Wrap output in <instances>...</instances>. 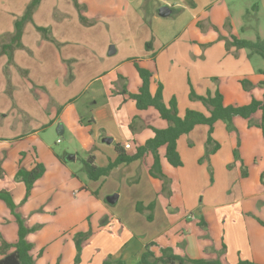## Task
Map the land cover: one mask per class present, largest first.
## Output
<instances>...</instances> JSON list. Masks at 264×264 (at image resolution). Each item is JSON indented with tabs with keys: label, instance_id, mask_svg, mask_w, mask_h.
I'll return each instance as SVG.
<instances>
[{
	"label": "crops",
	"instance_id": "0c3cea01",
	"mask_svg": "<svg viewBox=\"0 0 264 264\" xmlns=\"http://www.w3.org/2000/svg\"><path fill=\"white\" fill-rule=\"evenodd\" d=\"M44 1L40 2L31 21L38 32L40 30L36 26L47 28L46 32L40 31L44 34L41 41L42 46L47 47L49 45L47 40L54 42L58 47L67 44L64 43V38L71 35L72 26L70 24L65 22L56 24L54 22L56 27L51 29L52 26H46L45 23L37 21V13ZM145 1L147 0H136L140 7V14L142 6H145ZM188 1L160 0L159 7H156L155 2H151L152 4L148 2V6L152 5V22L151 38L147 43L153 39L152 47L156 48V45L159 47L152 51L153 53H148L146 59L133 57L118 64L115 63L102 75L87 83L84 88L85 91L92 88L95 80L101 82L102 86L94 88L92 109L85 117L88 119L87 123H85L86 119H81L79 125L73 129V135L81 145L85 155L79 151H76L74 155L67 156V158L56 154L54 160H51L50 168L45 159V152L41 154L37 149L32 151L30 147L26 149L21 147V142L27 139L28 134L15 137V140L0 139V190H7L12 194L15 204L18 206L17 212L21 214L28 227L41 226L40 230L36 233L32 232L28 236V240L34 245L32 254L37 264H43L42 261H45L48 255L52 258L62 253L63 246L69 241V238L74 239L69 231H80V229L86 231L89 228L87 226L89 223H92L93 231L98 226L96 229L98 231L83 244L82 264L92 261V256H95L96 250L90 249L95 238H98V241L101 239V243L107 242L103 247L107 248L106 254H110L112 264H140V260L147 249L152 250L156 256H161L164 248H170L173 253L184 257L220 260L223 264H237L240 260L264 264V157L254 171L248 170L244 163L241 164L238 161L233 168L227 165L221 166L220 169L216 167L215 174L217 175L219 172L220 182L216 183L215 180L213 186L208 188L207 197L204 194L202 201L197 200V197L202 194V185L206 180L208 170L203 164L196 161V157L203 154V147L208 139L209 125L199 124L191 132L178 138L177 150L183 160L182 166H173L166 158L167 147L165 145L159 147L161 170L165 176L170 177L168 178V189L165 190L168 198H161L163 195H159L160 190H162V181L151 174L154 155L150 152L129 163L114 165L108 175H104L98 180L90 179L83 167L82 171L86 176H78L76 171L67 163V161H74L77 158L83 162L85 159L93 157L94 164L107 167L115 162L118 157L117 145H120L127 155H134L139 147L155 135L154 127L165 129L169 126V122L161 117L156 108L139 109L136 101L130 97L129 93L139 92L143 82L136 62L153 73L150 85L153 94L161 82L164 86L163 99L165 103L168 104L173 97H176L181 117L185 116L189 108L207 113L203 103L190 98L191 88L196 89L195 91L199 95L206 94L208 91L219 90L224 95L226 104L245 105L249 104L253 97L256 99L263 98L264 68L253 65L254 54L249 56L250 51L248 49L235 46L227 48L226 43V39H231L232 36L252 40L258 36L264 38V24L261 22L264 18V12L259 8L260 5L256 4L253 7V12L257 11L255 15L257 21L251 23V20L249 22V28L255 32L250 35V32L246 33L248 25L243 21H238L242 18L238 13L237 6L235 5L232 11V5L228 0L226 2L191 0L193 5L188 4ZM76 2L78 7L88 9L86 2L82 0H76ZM164 5L171 8L176 19L170 20V22L161 18L163 16L159 14V8ZM80 16L83 19L85 17L84 14V17L81 14ZM250 17V15L247 16V19ZM45 18L49 17L42 16L41 20L43 21ZM174 24L176 26H173ZM90 26L93 25L90 24L88 27ZM82 29L89 31L86 27ZM47 34H51L52 38H49ZM24 37L23 32L21 37L23 47L34 53L33 49L25 43ZM113 47L109 55L117 53V49L115 46ZM53 51L57 63L65 67L63 63L69 54L63 56V62H61L60 53L56 49ZM18 53L15 51L13 55L11 61L13 64L21 63L18 61ZM20 56L22 57V54ZM6 61L7 57H0V68L4 67L1 65L6 64ZM130 64H133V70L125 68ZM121 68L124 70L118 73L117 77H113ZM178 69L180 72H184V69L187 70L186 84L183 77L177 76ZM261 73L263 76H259ZM64 76L67 77V73L62 74L61 78ZM73 76V79L66 84L67 88H63L65 98H68L70 92L74 90L76 75ZM193 76L197 81H211L216 78L218 84L215 85L211 81L208 89L199 91L198 87H194ZM110 77H112L111 83L113 85L110 84ZM256 78L258 79L257 84L262 85L259 88L263 89L261 93L254 94L253 90L249 89L250 91H248L244 88L241 80L248 79L253 83L252 87L254 88L257 85ZM35 80L42 83L41 79ZM10 83H14L13 77H11ZM6 84L4 77L0 74V91L5 90ZM42 84L48 91L49 87L45 86V83ZM108 87L111 89L109 90ZM19 90L21 91L22 88L19 87ZM124 90L127 93H124ZM99 96H103V98L97 99ZM28 98L33 100L31 95ZM74 98L62 99L61 102L65 103L61 107V104L59 105L57 114L60 115L72 106L71 103L76 102L74 101L76 98ZM11 99L13 97H10ZM36 100L41 101L42 98ZM52 100L58 99L54 97ZM74 104L72 107L75 108ZM9 108H11L10 102L4 110H9ZM24 108L25 106L21 107V111L24 112L25 117L31 118L32 116L28 115ZM58 115L51 123H43L39 126L35 122L33 132L37 133L39 130L54 125L59 119ZM255 117L264 126L263 112H256ZM134 119L137 121L133 122ZM25 121L29 122V119L26 120L25 118ZM221 121L223 120L217 121L214 125L212 135L214 139L217 138V126ZM26 122L24 123L26 124ZM19 123L20 121L15 124L16 128ZM65 128L66 126L64 127L62 124L58 126L59 135L64 134ZM197 131L199 132L197 133ZM257 133L259 146L264 148L263 128H258ZM104 138H111V143L104 142ZM15 143L19 144L18 149L14 148ZM127 143L130 144L129 148L126 147ZM196 144L198 146L196 151L189 149L196 147ZM252 145L253 147L256 146L255 143ZM220 150L214 155L218 154ZM31 155L34 157L32 158ZM186 156L189 157L188 163ZM38 163L43 164L46 171L35 183L29 198L25 200L26 185L23 181L16 179L17 172L21 167L31 170ZM52 172H55V175H50ZM245 172L247 175L244 174ZM143 181L148 186L153 184V193L149 191V188L142 186ZM39 183H44V189L39 193L42 195V205L47 204L45 202L50 197L48 194L60 190L63 186L65 196L68 184L74 187L72 194L76 195L74 200H78V204L67 205L68 210L65 217H61L62 207L60 205L57 207L60 203L54 204L51 211L48 208H38L37 205H34L35 197H37L34 192ZM124 185L136 192V197L128 207V216L123 210H116L111 206L122 199V189L118 188H123ZM104 191H118L117 202L109 203L103 195ZM82 192L84 195L80 197ZM153 194L160 201L155 199ZM141 208L144 210L140 211ZM141 212H147L150 220H147ZM70 215L72 218H68ZM2 218L8 219L16 227L17 221L11 210L9 209L8 213L7 209L0 204V221ZM157 221L160 231L159 233L155 232L150 239H147L148 243H146V239H141L137 231L132 232L126 227L130 222L153 225ZM87 222L88 224H86ZM80 223L84 225L81 227ZM94 223L99 225L94 226ZM108 224L112 225V230H107ZM16 230V237L18 238V225ZM34 234L38 236L34 237ZM4 238L10 242L17 240V238L14 240L7 239L5 235ZM54 239L56 248L54 247L49 254L52 247L51 242ZM75 256L71 257V261H74L73 264H75ZM97 264H101L100 261Z\"/></svg>",
	"mask_w": 264,
	"mask_h": 264
},
{
	"label": "rangeland",
	"instance_id": "374dc122",
	"mask_svg": "<svg viewBox=\"0 0 264 264\" xmlns=\"http://www.w3.org/2000/svg\"><path fill=\"white\" fill-rule=\"evenodd\" d=\"M30 1L31 0H0V57H7L6 64L3 63L1 67H4L0 68V74L2 77H4L5 83H7L5 85V90L3 89L0 91V139L15 140V137H18L22 134H28L27 139L21 142V147H24L25 149L30 147L32 151L37 149L41 154L45 152V159L48 166L51 168V160H54L56 154L67 158V156L74 155L76 151H79L82 155H85L84 150L73 135V129L79 125L81 119H86L85 123H87L88 119L85 117H87V114H89L90 110L92 109L91 103L93 100L94 88L102 86L101 82H97V80H95L92 88L88 91H85L84 88L87 83L91 79L94 80L96 77L102 75L105 71L110 69V67L115 65V63L118 64L133 57L146 59L148 53H153L152 51H155L159 47L157 45L156 48L152 47L153 39H151L148 43L147 41H149L151 38L150 29L152 22V5L148 6V2H155L156 7H159L160 0L145 1V6H142L141 14L140 7L137 5L136 0H82L88 4V9H82L81 7H78L75 3V0H45L40 11L37 13V21L45 23L46 26H52L51 29L56 27L54 22L56 24L62 22L68 23L70 26H72L70 31L71 35L67 38H64V43L67 44L60 45L58 47L54 42L47 40L49 45L47 47H43L41 41L44 34L40 31L38 32L34 23L30 21L26 23L23 28V32L25 34L24 41L29 47L33 49L34 53L23 47L22 38H20V40L13 39L15 32V22L22 17ZM220 1L226 2L227 0ZM228 1L232 5V11L235 5L237 6L238 13L242 18L238 21H243L248 25L246 33L250 32V35L252 33L254 34L255 32H252V28H249V22L251 20V23L257 21V19H255L257 11L253 12V7L256 4H259V8H261L264 12V0ZM188 2V4L193 5V1L189 0ZM80 14L82 16L84 14V19L80 16ZM249 15L251 17L247 19V16ZM42 16H47L49 18H45L42 21ZM86 17H88V19H86ZM243 17H245V19L248 21L243 19ZM161 18L163 20L170 21L176 19V15L172 14L168 17ZM261 22L264 24V18L261 20ZM90 24L93 26L88 27ZM173 26L176 25L174 24ZM83 27H86V29H88L90 32L82 29ZM167 30L169 32V26L167 27ZM167 30H165V32H167ZM48 36L49 38H52L51 34ZM17 43L22 44V46L18 47ZM3 44H8V46L11 47L13 50L11 56L14 55L15 51L19 52L18 61H21V63L17 62V64H13V62H8L10 57L9 54L2 52ZM111 46H115V49H117L116 54L114 53L113 55H109L110 51L112 50ZM53 49H56L60 53L61 62H63L62 57L69 54L63 63L65 67H62L57 63L58 61L54 56ZM21 54L22 57L20 56ZM252 62L255 67L260 66V68H264V58L261 55L255 53ZM125 68L133 70L134 66L133 64H130ZM123 70L124 68L117 70L113 77H117V74L121 73ZM179 70L180 69H178L177 76L183 77L186 84V80L188 79V75L186 74L187 70L184 69V72H180ZM65 73H67V77L64 76L61 78L62 74L64 75ZM73 75H76V83L73 85L74 90L70 92V96L68 98H65L63 88H67L66 84H68L73 79ZM259 76H263L262 73L259 74ZM11 77L14 78V83L12 84L10 83ZM35 79H41L42 83H45V86L49 87V92L43 87L42 83H39ZM109 81L110 84H112V77L109 78ZM130 81H132V78H130ZM192 81L194 87H198L199 91L201 89H208L207 87L211 81H213L215 85L218 84V79L216 78H213L211 81H197L193 76ZM255 82L257 84V78L255 79ZM19 87L22 88L21 91L19 90ZM259 87H262V85L257 84L254 88L249 86V88L253 90L254 94H257L258 92L261 93L263 88ZM108 88L109 90L111 89L110 87ZM192 90L195 91L196 89L191 88L190 93ZM29 95L33 97V100L28 98ZM10 97H13V99L10 100ZM54 97L58 100H52ZM74 97L76 98V100H74L76 102L71 103V105L73 106L75 103V108L70 106L65 112L58 115L57 108L60 104L61 107L65 103L61 102L62 99H70ZM39 98H42V100L37 101L36 99ZM102 98L103 96H99L97 99L101 100ZM198 101L203 103L201 100ZM9 102L11 103V108H9V110H4ZM24 106V109L28 112L27 114L32 116L31 118L25 117L24 112L21 111V107L23 108ZM57 115L59 116V119L56 120L54 125L39 130L37 133L33 132L35 122H37L39 126H41L43 123H51L57 117ZM25 118L26 120L29 119V122H26ZM257 119L258 118L255 117L253 120V122L257 125H253V123L251 126L247 120L238 116L234 120V130L229 129L228 123L226 121H221L217 126L218 131L216 132L217 138H215V140L221 144V150L216 155H214L215 153H212L207 156L208 149L205 145L203 147L202 156L196 157V161H199V163L203 164L208 170V175L206 180H204V184L202 185V194L197 197V200L202 201L204 194L207 197L208 188L213 186L215 180L216 183L220 182L219 172L217 175L215 174L216 167L220 169L221 166L224 167V165H227L228 167L233 168L235 167V163L238 161V163H244L248 170L254 171L258 164L261 163L262 158L264 157V148L263 146H259V135L257 133V129L263 128L264 130V126ZM18 121H20V123L16 128L15 124H17ZM134 121H137V119H134L133 122ZM24 122H26V124ZM60 124H62L64 127L66 126L65 132L62 135H59L57 130ZM221 126L222 128H220ZM198 132L199 131H197V133ZM254 143L256 144L255 147H257V149L253 147L252 144ZM14 148L18 149L19 144L15 143ZM197 148L198 146L196 144V147L189 149L196 151ZM235 151H237V154ZM31 157L33 158L34 155H31ZM186 159L188 163L189 157L186 156ZM67 163L72 169H74V171H76L78 176H86L82 171L83 162L80 158H77L74 161L69 160ZM50 175H55V172L50 173ZM166 177L170 178L169 176ZM158 179L162 181V190H160L159 195H163L161 198H168L164 188L166 182L165 178ZM145 184L146 182L143 181L142 186L149 188V191L153 193V184H149L150 186ZM76 187L77 185L75 188ZM63 188L64 186L60 190L53 191L48 194V197H50H47L48 199L45 202L47 204L42 205V195L39 193L44 189V183H39L35 187L34 195H37V197H35L36 199L34 205H37L38 208L42 209L48 208L51 211V207L54 204L60 203L57 207H59V205L62 207L63 212H61V217H65V214L68 210L67 205L73 206L74 204H78L79 201L74 200L76 195L74 193L72 194L74 189L72 185L68 184V189L65 193V196ZM118 189H122L123 197L120 201H118L117 204L111 206L116 208V210H123L126 216H128V207L136 197V192L127 185H124L123 188L119 187ZM114 193L118 195L119 192L104 191L103 195L107 200V198L114 195ZM83 195L84 194L82 192L80 197ZM153 197L160 201L156 195L153 194ZM0 204H2L3 208H6L7 212L9 213V207L5 204V202L0 200ZM143 210L142 208L140 209V211ZM141 213L146 217L147 220H150L148 218L147 212ZM68 218H72V215H70ZM86 224H88V222ZM15 225L17 227L16 223ZM80 225L82 227L84 224L80 223ZM93 225L95 226L99 224L94 223ZM158 225V221L153 225H148V223L138 224L136 222H130L126 227L132 232L137 231L141 239H146L145 241H147V239H150L155 232L159 233L160 230ZM87 226L89 228L86 231L81 229L80 231L86 233L89 232L90 237L88 239H90L94 233H97L98 230L96 229L98 226L94 228V231L91 228L92 223H89ZM107 226V230H112V225L108 224ZM16 227L12 225L8 219L2 218L0 221V236L4 237L5 235V237L10 240L16 239ZM104 227H106V225H104ZM40 229L41 227L38 230ZM37 231L33 233H36ZM80 231H69V234H72L75 238L76 233ZM104 231H106L105 228ZM69 234L67 235L69 236ZM37 236V234H34V237ZM85 241H87V239ZM85 241L82 242V250L78 264H82L83 262L82 252ZM100 241L101 239L98 241V238H95V242L90 245V249L96 250V254L95 256H92V261H87L86 264H97L99 261L101 264H104L105 261H112L110 254H106L107 248L103 247L107 244V242L101 243ZM146 243H148V241ZM51 245L52 247L49 251V254L56 246L55 239L53 242H51ZM100 249H102V251H100ZM74 255H77L76 243L74 239L69 238V241L63 246L62 253L57 254L52 258H50V255H48L46 257L47 259L42 261V263L73 264L74 261H71V257Z\"/></svg>",
	"mask_w": 264,
	"mask_h": 264
},
{
	"label": "trees",
	"instance_id": "16d2710c",
	"mask_svg": "<svg viewBox=\"0 0 264 264\" xmlns=\"http://www.w3.org/2000/svg\"><path fill=\"white\" fill-rule=\"evenodd\" d=\"M42 0H31L28 4L22 17L15 22V32L13 35L14 40H20L24 25L33 20V14ZM75 3L77 4L76 0ZM40 31L46 32L47 28L36 26ZM227 48L235 46L237 48L248 49L249 56L253 54H259L264 58V38L258 36L255 40L239 38L232 36L231 39H226ZM18 47L22 44L17 43ZM2 52L9 54V62L12 61L11 56L13 50L8 44H3ZM138 72L143 80L142 85L137 93H129L130 97L136 101L139 109H147L149 107L156 108L161 117L169 122V126L165 129L153 128L155 135L148 139L147 142L137 149L136 154L127 155L120 145H117L119 152L115 162L111 163L107 167H100L94 164L93 157H89L83 161V169L87 173L88 177L93 180H98L104 175H108L114 165L121 163H129L135 159L143 157L147 152L154 155V164L151 168V174L154 177L162 178L166 180L165 190L168 189L169 179L163 174L160 164L159 147L166 146V158L168 161L176 167L183 165V160L177 150L178 138L186 133L191 132L195 126L199 124L209 125V135L206 142L207 156L216 153L221 144L213 138L214 125L217 121L223 120L228 123L230 130H234V118L240 116L249 122L252 126L254 123L255 113L258 111L264 114V95L262 99H256L253 97L249 104L235 105L226 104L224 101V95L221 91H208L205 95H199L194 90L190 93L192 100H201L207 109V113L198 111L195 109H187L184 117L179 115L178 102L176 97H173L169 103H165L163 99V84L160 82L157 91L153 94L150 89L151 78L153 73L137 62L135 63ZM241 83L244 88L249 91V86L253 83L248 79H242ZM124 93H127L124 90ZM257 125V124H253ZM237 154V151H235ZM46 167L38 163L33 169L27 170L23 167L19 169L16 175V179L23 181L26 185L25 200L31 195L32 189L45 173ZM244 174L247 175L245 172ZM0 199L5 202L9 207L12 214L15 216L18 225V238L15 242L6 240L3 236H0V264H37L34 255L32 254L33 243L28 240L30 233L37 231L41 226L28 227L21 214L17 212V205L15 204L12 194L7 190H0ZM90 237V233L77 232L75 235V243L77 248V255L75 257V263H79L82 250V242ZM42 254V252H40ZM121 263V262H120ZM223 264L220 260H209L204 258L193 259L184 257L173 253L172 249H162L161 256H156L155 253L147 249L143 254L140 264ZM104 264H112V261H105ZM122 264V263H121ZM237 264H261L250 260H240Z\"/></svg>",
	"mask_w": 264,
	"mask_h": 264
},
{
	"label": "water",
	"instance_id": "95a60500",
	"mask_svg": "<svg viewBox=\"0 0 264 264\" xmlns=\"http://www.w3.org/2000/svg\"><path fill=\"white\" fill-rule=\"evenodd\" d=\"M159 14H160L161 16H163V17H167V16H169V15L172 14V10H171L170 7L164 5V6H161V7L159 8ZM113 48H114V47L112 46L111 49H113ZM110 53H111V51H110ZM103 141H104V142H107V143H111L112 139H111V138H104ZM117 199H118V195H117V194H114V195H112V196H109V197L107 198V201H108L109 203H111V204H114V203L117 202Z\"/></svg>",
	"mask_w": 264,
	"mask_h": 264
},
{
	"label": "built area",
	"instance_id": "2783aa9c",
	"mask_svg": "<svg viewBox=\"0 0 264 264\" xmlns=\"http://www.w3.org/2000/svg\"><path fill=\"white\" fill-rule=\"evenodd\" d=\"M126 147H127V148H129V147H130V144H129V143H127V144H126Z\"/></svg>",
	"mask_w": 264,
	"mask_h": 264
}]
</instances>
